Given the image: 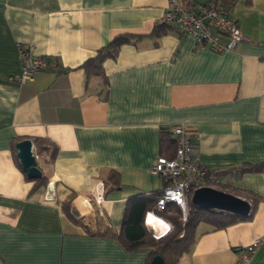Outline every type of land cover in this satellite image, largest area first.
<instances>
[{
	"label": "crops",
	"instance_id": "1",
	"mask_svg": "<svg viewBox=\"0 0 264 264\" xmlns=\"http://www.w3.org/2000/svg\"><path fill=\"white\" fill-rule=\"evenodd\" d=\"M179 1L196 9L210 0ZM167 3L0 0V264H144L148 248L128 249L101 231L118 232L129 196L161 190L150 168L173 154L161 131L181 121L200 163L219 172L214 186L249 200L252 213L224 227L199 222L177 264H239L240 249L264 235V167L239 170L264 160V0L230 2L245 38L222 51L174 22L153 34ZM124 32L137 36L87 73L82 63ZM19 45H32L50 66L20 80ZM23 138L33 141L45 184L15 160ZM35 138L53 144L52 159L35 151ZM112 171L120 186L106 190ZM68 199L77 222L62 208ZM157 217L145 218L156 233L170 224ZM250 264H264V243Z\"/></svg>",
	"mask_w": 264,
	"mask_h": 264
},
{
	"label": "built area",
	"instance_id": "2",
	"mask_svg": "<svg viewBox=\"0 0 264 264\" xmlns=\"http://www.w3.org/2000/svg\"><path fill=\"white\" fill-rule=\"evenodd\" d=\"M163 19L176 23L180 31L192 36L197 44L208 45L215 51L233 49L239 40L245 38L237 21L230 15V7L214 1L200 3L196 9H189L179 0H168ZM218 35H224L226 41H220ZM31 48L32 45H19L20 80L32 79L38 71L50 66L46 56L33 54ZM171 132L175 140L174 155L157 156L150 168L152 174L164 180V185L156 199V210L148 211L146 217L148 213L159 217L158 210L163 209L167 202H175L181 208L182 219H185L188 215V194L196 187L214 186L218 182L215 170L200 163L189 124L178 122L171 126ZM94 199L100 202L101 197L95 196ZM170 228L168 224L162 232L154 235L165 234ZM262 243L264 235L244 245L240 249L239 264H250L252 254Z\"/></svg>",
	"mask_w": 264,
	"mask_h": 264
},
{
	"label": "trees",
	"instance_id": "3",
	"mask_svg": "<svg viewBox=\"0 0 264 264\" xmlns=\"http://www.w3.org/2000/svg\"><path fill=\"white\" fill-rule=\"evenodd\" d=\"M216 3L217 0H210ZM232 0H222L220 5L230 6ZM208 2V1H206ZM204 3V2H203ZM184 5V4H183ZM185 6V5H184ZM163 23H156L153 26L152 33L159 34L166 28V22L164 19ZM168 26V25H167ZM133 33H119L116 34L107 44L100 47L93 57L88 58L82 63V67L87 73H99L102 70V62L107 56L115 55L120 44L124 42H129L135 38ZM170 129H164L161 131V144L166 146H172L175 143L174 138L170 137ZM35 151L39 154L45 152L49 153V159L54 157L55 147L53 144L43 138H35ZM34 152V151H33ZM167 155V154H166ZM172 155H167L172 157ZM17 164L20 166L19 161L14 154ZM41 169H42V165ZM21 167V166H20ZM264 167V160L258 163H251L240 167L241 171H257ZM218 175V171H214ZM119 176L117 171H112L108 178L104 181V186L106 190L108 188L119 187L120 182L118 180ZM35 185L45 184L47 182V176L42 171V176L35 178ZM223 189L220 186H217ZM225 190V189H223ZM159 191H146L138 192L126 199L123 218L121 222V227L118 232H114L110 226H106L104 230L101 231L102 234L115 236L119 238L128 249H135L139 247H146L149 249V256L145 260L144 264H149L151 258L154 254H160L165 264H177L179 257L186 251L189 250L190 246L195 240V231L199 222H207L213 227H224L237 219H242L249 217L252 213L250 210L247 215H239L226 210L217 208H207L203 206L196 205L191 202V193L188 195L187 208L188 215L185 219H182V211L180 206L175 202H167L165 207L158 210V215L166 218L170 224V230L160 236H155L145 224V217L148 211L156 210V199L161 193ZM228 191V190H226ZM230 192V191H228ZM71 200L68 199L62 203V208L64 212L74 221L77 220L76 212L71 210ZM99 232V231H96ZM154 235V236H153Z\"/></svg>",
	"mask_w": 264,
	"mask_h": 264
},
{
	"label": "water",
	"instance_id": "4",
	"mask_svg": "<svg viewBox=\"0 0 264 264\" xmlns=\"http://www.w3.org/2000/svg\"><path fill=\"white\" fill-rule=\"evenodd\" d=\"M16 156L22 170L29 178L42 176V169L35 153L33 152V141L30 138H23L15 142ZM191 202L207 207L226 210L239 215H247L250 212L249 200L234 193L211 185H203L193 189ZM149 264H165L163 257L156 253Z\"/></svg>",
	"mask_w": 264,
	"mask_h": 264
},
{
	"label": "rangeland",
	"instance_id": "5",
	"mask_svg": "<svg viewBox=\"0 0 264 264\" xmlns=\"http://www.w3.org/2000/svg\"><path fill=\"white\" fill-rule=\"evenodd\" d=\"M157 220H159V219H157ZM146 221H147V220H146ZM147 222H148L150 225H153V227L156 228V225L154 224L153 220H152V221L149 220V221H147ZM156 229H157V228H156ZM162 231H163L162 229H159V230L157 229V233H160V232H162ZM152 233L155 234L156 232L153 231ZM157 233H156V234H157ZM153 236H154V235H153ZM155 236H156V235H155ZM159 236H160V235H159ZM156 237H157V236H156Z\"/></svg>",
	"mask_w": 264,
	"mask_h": 264
},
{
	"label": "bare ground",
	"instance_id": "6",
	"mask_svg": "<svg viewBox=\"0 0 264 264\" xmlns=\"http://www.w3.org/2000/svg\"><path fill=\"white\" fill-rule=\"evenodd\" d=\"M153 215H154V214H153ZM154 217H157V216L154 215ZM157 219H158V217H157ZM163 230H164V229H163ZM162 235H163V234H162Z\"/></svg>",
	"mask_w": 264,
	"mask_h": 264
}]
</instances>
